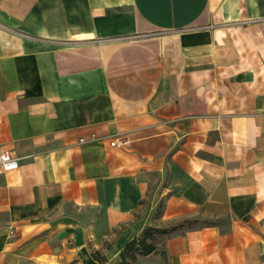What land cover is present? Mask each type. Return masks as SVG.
Instances as JSON below:
<instances>
[{
	"label": "crops",
	"instance_id": "0c3cea01",
	"mask_svg": "<svg viewBox=\"0 0 264 264\" xmlns=\"http://www.w3.org/2000/svg\"><path fill=\"white\" fill-rule=\"evenodd\" d=\"M0 145V264H264V0H0Z\"/></svg>",
	"mask_w": 264,
	"mask_h": 264
},
{
	"label": "trees",
	"instance_id": "16d2710c",
	"mask_svg": "<svg viewBox=\"0 0 264 264\" xmlns=\"http://www.w3.org/2000/svg\"><path fill=\"white\" fill-rule=\"evenodd\" d=\"M195 223L188 220H180L169 224L165 228H144L141 233L124 245L119 253V260L116 264H137V259L146 257L152 253H162L164 241L173 235H181L186 231L194 229L191 225ZM162 235L161 244L154 243V236ZM101 260L99 257H95Z\"/></svg>",
	"mask_w": 264,
	"mask_h": 264
},
{
	"label": "built area",
	"instance_id": "2783aa9c",
	"mask_svg": "<svg viewBox=\"0 0 264 264\" xmlns=\"http://www.w3.org/2000/svg\"><path fill=\"white\" fill-rule=\"evenodd\" d=\"M130 140L126 135H117L109 141V146L117 149H125ZM18 159L12 156L0 145V174L13 171L17 168Z\"/></svg>",
	"mask_w": 264,
	"mask_h": 264
},
{
	"label": "rangeland",
	"instance_id": "374dc122",
	"mask_svg": "<svg viewBox=\"0 0 264 264\" xmlns=\"http://www.w3.org/2000/svg\"><path fill=\"white\" fill-rule=\"evenodd\" d=\"M160 207H161V202L157 204V208L155 209V211L157 212V214L159 212ZM220 211H223V210H220ZM225 218H226V216L222 212L221 213V220L222 219H225ZM187 220L189 222H193V221L195 222V223H193L191 225L193 228H197V227H200L202 225H208V224H210V221H207L206 219H197V220L187 219ZM165 227H167V226H165ZM165 227H163V228H165ZM153 238H154V243H156V244H161L162 241H163V236L162 235H156Z\"/></svg>",
	"mask_w": 264,
	"mask_h": 264
}]
</instances>
